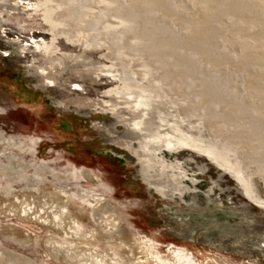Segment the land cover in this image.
<instances>
[{
    "label": "rangeland",
    "instance_id": "374dc122",
    "mask_svg": "<svg viewBox=\"0 0 264 264\" xmlns=\"http://www.w3.org/2000/svg\"><path fill=\"white\" fill-rule=\"evenodd\" d=\"M236 176L264 202V0H0V264H264Z\"/></svg>",
    "mask_w": 264,
    "mask_h": 264
},
{
    "label": "bare ground",
    "instance_id": "6f19581e",
    "mask_svg": "<svg viewBox=\"0 0 264 264\" xmlns=\"http://www.w3.org/2000/svg\"><path fill=\"white\" fill-rule=\"evenodd\" d=\"M233 1V0H232ZM24 2V1H23ZM3 4H5L6 5V2H3ZM243 4V3H242ZM246 4V3H245ZM44 6V5H43ZM248 6V5H247ZM247 6L245 5V7L247 8ZM249 7V6H248ZM244 9V8H243ZM248 10V9H247ZM69 45V44H68ZM46 47V46H45ZM79 89H81L79 86H77L76 85V87H75V90H79ZM138 128L140 127H142V125H136ZM148 129H150V127L149 126H147V127H142V130H144L145 132H146V130H148ZM145 132H143V133H145ZM149 140H146V144L145 145H141V149H139V153H141V154H143L144 153V151H145V153L147 152V149H149V147L148 146H150L149 145ZM151 143V142H150ZM153 144H156V143H153ZM147 154V153H146ZM217 157V156H216ZM214 161V160H213ZM223 162V161H222ZM223 164V163H222ZM221 164V165H222ZM228 164V163H227ZM154 165H156V167H162V166H164V168H169V165L168 164H164V162L162 163V162H155V163H153L152 162V159L151 160H146V163H145V166H147V169H149V168H152ZM230 168V167H229ZM232 168V167H231ZM178 169H180L179 167H178ZM234 169V168H233ZM180 171V174H178L177 176H174V175H172V182H174V180H178L179 181V179L181 178V177H183L184 176V174H182L183 172H182V170H179ZM235 174V173H234ZM239 174V173H238ZM84 175H85V178H94V177H91V175H90V173H87V172H84ZM246 176V175H245ZM149 178V177H148ZM147 178V180H149ZM176 178V179H175ZM236 179H237V181L244 187V192H245V194L248 196V198L251 200V201H253L254 203H256V204H258V205H263L264 204V202L263 201H261L259 198H258V196H257V194L254 192V190L252 189V188H249L248 186H247V184H246V181L244 180V179H242V178H240L239 176H236ZM180 182V181H179ZM158 184V183H157ZM167 184H168V181H167ZM155 188L159 191V192H161L163 195H168V191H170V189H169V187L168 186H165V184L163 185V184H161V185H158V186H156L155 185ZM175 190H171V193L169 194L170 196L171 195H173V194H175V193H177V191L176 190H179V189H181V188H179V186H178V188H174ZM178 255H180V254H178Z\"/></svg>",
    "mask_w": 264,
    "mask_h": 264
}]
</instances>
